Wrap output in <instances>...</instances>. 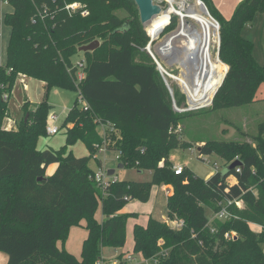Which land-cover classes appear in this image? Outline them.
Here are the masks:
<instances>
[{
    "label": "trees",
    "instance_id": "obj_1",
    "mask_svg": "<svg viewBox=\"0 0 264 264\" xmlns=\"http://www.w3.org/2000/svg\"><path fill=\"white\" fill-rule=\"evenodd\" d=\"M201 1L219 23V55L230 64L211 110L254 103L264 84V65L255 61L253 43L242 32L252 26L256 14L264 12V0H242L229 18L223 17L211 0ZM73 2L80 3L88 15L68 14L65 5ZM8 4L12 12L4 15L3 23L11 32L5 64L0 66V125L18 73L43 82L46 96L35 111L27 109L29 104L23 105L28 118L17 131L0 128V252L7 255V264H98L100 247L119 249L125 244L127 222L136 215L120 211L130 201L147 202L152 187L161 185L173 187L167 214L183 225L171 229L153 218L146 226L135 224L134 253L152 264H264V122L258 124L255 139L261 155L236 140L206 141L200 147L199 156L214 153L226 167L237 159L241 162L239 173L235 172L237 166L206 180L187 168L175 175L172 152L189 148L180 143L176 132L183 114L173 110L156 64L144 50L150 38L139 22L134 2L8 0ZM116 10L130 18L117 17ZM165 25L166 21L160 30ZM176 26L173 17L165 32ZM93 41L100 45L82 53L85 77L78 81L72 58L80 47ZM223 71L208 95V105ZM51 88L77 91L88 109L79 106L77 98L63 124L64 145L59 150H37L38 138L47 135L46 97ZM174 98L181 107L185 95L176 89ZM106 124L118 131L117 137L112 136L117 138L114 145L107 150L118 153L122 167L151 172L150 181H110L103 191L96 186L88 162L103 142L97 128ZM77 142L84 144L87 157L72 155L70 148ZM51 164L57 167L46 177ZM229 177L235 179L233 185L227 182ZM99 200L102 223L94 218ZM235 200L244 204L242 209L234 204L228 207L236 218L214 219L215 213ZM82 220L87 237L78 260L63 246L69 230ZM251 225L259 231H252ZM226 233L232 237L226 238ZM216 244L228 248L221 258L212 253L211 246Z\"/></svg>",
    "mask_w": 264,
    "mask_h": 264
},
{
    "label": "rangeland",
    "instance_id": "obj_2",
    "mask_svg": "<svg viewBox=\"0 0 264 264\" xmlns=\"http://www.w3.org/2000/svg\"><path fill=\"white\" fill-rule=\"evenodd\" d=\"M214 7L217 11L225 18H229L232 16L235 8L242 0H211ZM188 5L184 8V18L186 21H192L190 18H187V14H189L192 10H194L195 6L198 4L194 0H190L187 3ZM9 4H6L0 7V12L8 7ZM161 10H166L168 8V4L164 3L160 5ZM202 10V7L199 6ZM12 12V11H11ZM203 12V10H202ZM204 13V12H203ZM262 13L256 14L252 23L253 29L258 32V23L256 22L257 19L261 16ZM119 18L128 20L130 17L122 10H116L114 12ZM205 15V14H204ZM176 17L177 19V26L173 31L170 32H163L161 33L158 40L150 42L147 45H151L152 49L155 46H158L160 43L164 42L171 34L178 30L180 27V20L179 17L176 15H172L171 19ZM4 18V17H3ZM209 18V17H208ZM210 19V18H209ZM211 20V19H210ZM212 21V20H211ZM190 23H193L190 22ZM167 24V21H166ZM194 25V23H193ZM196 26V25H194ZM250 27V28H251ZM262 27V26H261ZM193 29V27H192ZM263 29V28H262ZM0 31L2 33L1 38V47H0V54L2 56L5 55V44L6 39L10 36V28L7 27L2 21L0 23ZM220 36V35H219ZM147 47V46H146ZM218 35L216 34L215 43L212 44L211 48V55L213 59L217 57V50H218ZM166 52V51H165ZM82 53H78L72 58L73 63H77L82 60ZM172 57L173 55L169 56L170 61L173 62ZM168 58V59H169ZM176 58V57H175ZM179 58V57H178ZM177 58V59H178ZM220 58V55H219ZM220 60L225 61L227 65L223 64L222 62L220 65L222 66L224 73L226 72V67L230 68V64L227 60L220 58ZM160 63L163 66H168V61H164L162 58H159ZM178 61V60H177ZM174 60V63H177L172 68L168 69L167 72L170 74L167 76L168 82L175 91L176 89L180 92V94L187 95L188 100L185 96V100L181 107L179 108H186L187 104L191 107L197 106H204L205 101L208 100V95L213 91L214 86L207 92L203 93L202 95H192L188 93L185 89L181 88L178 85V82L174 80L173 77H179L181 75V68L178 65V62ZM218 67V61H217ZM79 72V70L77 71ZM22 73H18L13 85V89L11 92V96L8 100V111L6 112L5 117L1 121L0 128L3 131H17L20 127V123L22 121H27L28 115L25 114L26 110L23 111V105H27V109L30 111H35L38 105L45 100L46 91L45 88L42 86V82L33 78H25V81L21 80ZM27 77V76H26ZM214 84V83H213ZM25 85L27 87H25ZM264 90V89H263ZM185 93V94H184ZM262 96H255V102L249 105L241 106V107H234V108H226L220 110H211L213 103L216 101L212 100L213 102L201 109L191 111L183 114L180 120L178 121V125L181 128L180 134V143L185 142L189 145V148L182 149L178 148L172 152L173 156V164L174 165H181L184 168L189 169L194 175L200 177L201 179H207L212 174H214L215 170L212 167V163L216 162L218 165V171L224 173L226 170L225 161L220 158L216 154L211 155H198L197 149L203 145L206 141H230L236 140L239 142H245L249 144L250 147L257 150L258 154L261 155L262 150H259V146L257 145V141H255L256 137L258 136V124L264 122V91H261ZM47 104L49 105V112L48 118L50 115H56L58 117V121L56 125L61 127V130L58 134L53 136L41 135L36 143L37 149L40 150L41 148L50 147L53 150H59L65 143V129L63 128V124L68 112L74 106L76 99L78 98V92L72 90H64L60 88H51L47 94ZM78 105L81 106L82 102L78 99ZM177 104V103H176ZM178 107V106H177ZM47 118V123L49 122ZM11 122H13L11 124ZM47 125V124H46ZM102 127L99 126L97 128V132L101 135L102 134ZM74 148H71V153L75 157H87L88 151L82 142H77L74 144ZM40 148V149H39ZM118 153L114 150H104L101 153H94L93 157L88 162V168L93 172L96 173L101 171L102 173H106L107 171L113 170L114 174L108 177L110 180H134V181H142L148 182L151 180V174L149 171H144L142 174H138V170L131 169L127 167L119 168V161L117 160ZM171 159V157H170ZM99 161L101 166L98 165ZM57 165L51 164L46 169V177L51 176ZM233 177H229L227 180L228 183H232L234 180ZM171 185H161L157 187H153L150 193V197L147 202H138V201H130L126 204V212H132L138 214V218H141V221L145 220L144 215L149 214L153 218L159 222L169 223L171 222L175 228L176 222L175 220L171 219L167 214V200L163 193L160 191H164L166 194V187ZM163 189V190H162ZM243 202L241 206L243 207ZM241 207V208H242ZM163 217L160 218V216ZM206 215L211 218V213L209 210H206ZM95 220L98 223H102L104 220L102 214V207L101 201H98V207L94 215ZM160 218V219H159ZM132 224L133 222H127V234L125 244L122 248L115 249L109 246L100 247L101 252V259L103 260L102 264H119V257H123L124 259L128 260V255L133 256V261L126 262L127 264H152L149 261L144 260L141 256L135 255L133 253V240H132ZM252 231L257 232L259 231V227L255 225L250 226ZM73 228V227H72ZM75 231L77 233L73 236L72 239V248L76 249L80 244V252L78 258L72 254L76 259H81V249L83 240L79 239L80 234L83 232L86 233L85 229V221L82 220L79 226H75ZM70 230L68 233L67 241L69 239ZM86 238V237H85ZM84 238V239H85ZM80 240V241H79ZM66 241V242H67ZM64 244H67V243ZM59 248L62 247V244L58 243ZM64 247V246H63ZM65 249V248H64ZM66 250V249H65ZM212 253H216V258H221V253L224 251V254L228 251V248L225 245H214L211 246ZM129 255V256H130ZM224 257V256H223ZM7 263V262H6Z\"/></svg>",
    "mask_w": 264,
    "mask_h": 264
},
{
    "label": "bare ground",
    "instance_id": "obj_3",
    "mask_svg": "<svg viewBox=\"0 0 264 264\" xmlns=\"http://www.w3.org/2000/svg\"><path fill=\"white\" fill-rule=\"evenodd\" d=\"M188 1L190 0L171 1L172 3L175 2L179 9L170 6L167 11L160 12L147 26V30L157 36L161 31L160 28L163 23L165 21L168 23L171 13H175L179 16L180 27H178L176 32L164 40L167 48L165 49L166 52H163V54L167 59L169 56L173 55L174 57H172L171 60H176L179 57L177 62L182 73L179 77H173L174 80L178 82V85L192 95H202L210 90L222 76L220 59L217 57L213 59L211 55L212 44H214L216 40L217 27L215 23L208 18L209 16L203 13L204 11L202 12L199 5L195 6L194 10L187 14V18H190L196 26L190 23L192 21H186L183 14L184 8H186L185 6L188 5ZM194 1L196 2V0ZM174 49H176L175 51L177 52H174ZM168 60H170V58ZM217 61L219 69L217 67ZM227 72L228 67H226V72L221 83L211 97V103L219 87L222 85ZM207 101L208 100L205 101L204 106L197 107L207 106Z\"/></svg>",
    "mask_w": 264,
    "mask_h": 264
},
{
    "label": "built area",
    "instance_id": "obj_4",
    "mask_svg": "<svg viewBox=\"0 0 264 264\" xmlns=\"http://www.w3.org/2000/svg\"><path fill=\"white\" fill-rule=\"evenodd\" d=\"M171 1H175V0H154V3L157 5H162L164 3L168 4V8L166 10H162V12H165L169 9L170 6H173V8L175 9H179L178 5L175 2H171ZM178 1V0H177ZM8 4V0H0V7ZM161 7V6H160ZM162 8V7H161ZM65 10L67 11L68 14H73L75 12H79L81 16H87L88 15V11L85 10L83 8V6L78 3V2H73V3H67L65 5ZM176 15L175 13H171L170 14V20L169 22L163 27V29L157 34V36H155L154 34L150 33L147 28L145 30L146 34L148 35V37L150 38V42L156 41L159 39L161 33H163L166 28L169 26L170 22H171V16L172 15ZM179 17V16H178ZM5 64V63H4ZM4 64L0 63V66H3ZM83 61H79L77 63H75V67L77 68V71L79 70V72L76 73V77L78 81H81L82 79H84L85 75L84 72L82 71L83 68ZM170 75L169 73L167 74V76ZM25 75H21V80L24 81L25 80ZM3 98L6 100L7 96L3 95ZM79 100H81L82 102V107L84 110L88 109V106L85 104L84 101H82L81 97H78ZM48 123L46 125V134L47 136H53L59 133L60 131V127L56 125L57 122V116L55 115H50L48 118ZM102 127V138H103V142L102 145L100 147L97 148V152L101 153L103 152L105 149L107 150L108 146L114 145L116 139L114 140V138L112 136H118V131L114 128L113 125L111 124H106L101 126ZM179 135L181 134V128L180 126L177 128L176 131ZM118 160V157H117ZM237 160V159H236ZM238 161V160H237ZM240 166V165H239ZM238 168L235 170L236 173L240 172V168ZM212 167L215 170V172H218V165L216 162L212 163ZM183 168L181 165H175L173 166V172L175 175H181L183 172ZM93 180L96 183V186L103 191L105 187H107V185L109 184L110 180L107 176L106 173H102L101 171H98L96 173H94L93 176ZM167 193V192H166ZM242 201L240 200H235V201H229L224 207H222L217 213L214 214V219H219L222 221L231 219V218H236V214H232L231 212H229L228 207H230L231 205H236V207L238 209H242L243 207L241 206ZM242 207V208H241ZM212 217V219H213ZM183 225L182 221H177L176 222V228H180ZM211 232H214V229H211ZM226 238H231L232 235L229 233L225 234ZM130 260V258H128ZM98 264H102V262L100 261Z\"/></svg>",
    "mask_w": 264,
    "mask_h": 264
},
{
    "label": "water",
    "instance_id": "obj_5",
    "mask_svg": "<svg viewBox=\"0 0 264 264\" xmlns=\"http://www.w3.org/2000/svg\"><path fill=\"white\" fill-rule=\"evenodd\" d=\"M137 8L138 11V15H139V22L142 25V27L144 28V30H146L147 26L154 20V18H156L160 12H162L161 8L159 5L154 3V0H132ZM197 4L199 6L202 7V10L204 11V13L209 16V18L215 23L216 27H217V34H218V50H217V58H219V49H220V36H219V23L210 15L206 5L201 1V0H196ZM165 42L160 43L158 46H155L153 49L151 47V45H147V47L144 48V50L146 51V53L153 59L154 63L156 64V69L157 71L160 73L161 78L170 94L171 97V101H172V108L175 112L177 113H186V112H191L194 110H198L201 109L203 107H191L189 105V103L187 104L186 108H179L177 107L175 98H174V90L171 87V85L168 82V78H167V70L172 68L174 65H176L177 63H174V61H170L167 59L166 56H164L163 52H165V49L167 48V46L165 45ZM100 43L98 41H93L92 43L82 46L78 49V52L80 53H86V52H92L94 50H96L99 47ZM176 49H174V52ZM159 58L163 59L164 61H168V66H163L162 63H160ZM177 61V59L175 60ZM185 94V93H184ZM187 100L188 97L185 94ZM211 105V104H210ZM197 152H200V147L197 149ZM241 164L240 161H234L233 163H231L227 168L226 171L223 173L225 174L226 172L234 169L235 167L239 166ZM119 168H122V165H119ZM107 176L110 177L114 174L113 170L107 171L106 172ZM41 180V179H39ZM167 225L172 229L174 227V225L169 222L167 223Z\"/></svg>",
    "mask_w": 264,
    "mask_h": 264
},
{
    "label": "crops",
    "instance_id": "obj_6",
    "mask_svg": "<svg viewBox=\"0 0 264 264\" xmlns=\"http://www.w3.org/2000/svg\"><path fill=\"white\" fill-rule=\"evenodd\" d=\"M9 8H5L4 10H2V12H0V23H1V21L3 22V17H4V15L5 14H7V13H10L11 11H12V7L9 5L8 6ZM257 23H258V25L260 26V27H258V32L257 31H255V29H253V27H249V28H247V29H245V30H243V32H242V35L246 38V39H248V40H250L252 43H253V52H252V55H253V57H254V59H255V61L259 64V65H264V26H263V23H264V12L261 14V16L257 19V21H256ZM262 26V27H261ZM263 28V29H262ZM9 37L10 36H8L7 37V39H6V44H5V48L7 47V44H8V41H9ZM1 38H2V33H1V31H0V47H1ZM1 52V51H0ZM5 60H6V50H5V55L4 56H2L1 54H0V63L1 64H4L5 63ZM26 76V75H25ZM21 78V77H20ZM25 78H29V77H25ZM25 81V80H24ZM42 86H43V88H44V86H45V84L42 82ZM25 87H27L26 85H25ZM264 84H262L260 87H259V89H258V91H257V93H256V95H258V96H262L263 95V93L261 94V91L263 92L264 90ZM56 116V115H55ZM57 121H58V117H57ZM13 122H11V124H12ZM57 123V122H56ZM58 126V125H57ZM60 127V126H59ZM61 128V127H60ZM75 146H72L71 148H74ZM46 148H50V147H46ZM46 148H39L40 150H43V149H46ZM71 148H70V151H71ZM52 149V148H51ZM38 150V149H37ZM171 161H172V163H173V156H171V159H170ZM237 161V160H236ZM234 162V161H233ZM232 162V163H233ZM173 166H175L174 164H173ZM226 171V170H225ZM219 172V171H218ZM143 172H140V171H138V174H142ZM150 174H151V172H149ZM214 173H216V172H214ZM213 175V174H212ZM211 175V176H212ZM210 176V177H211ZM208 179V178H207ZM234 181L230 184V185H233L236 181H235V179L234 178H232ZM110 180V179H109ZM206 180V179H205ZM110 181H116V179L115 180H110ZM128 181H134V180H128ZM228 181V180H227ZM137 182H142V181H137ZM154 187H157V186H154ZM152 189H153V187H152ZM163 190V189H162ZM161 193H163L164 194V196H165V198H166V200L168 199V197L169 196H171L172 194H173V187L172 186H168V188L166 187V194L164 193V191H160ZM126 207V206H125ZM120 214H135V213H132V212H126V209L125 208H123L121 211H120ZM136 215V217H134V218H130L129 220H128V222L129 221H131V222H133V224H132V227L135 225V224H139V225H141V226H146V224H147V222H148V220H149V218L150 217H152L151 215H149V214H146V215H144V217H145V220L144 221H141V218L139 219L138 218V214H135ZM161 217H163V215H161L160 216V218ZM159 218V219H160ZM258 227V226H257ZM133 230V229H132ZM77 233V231H75V228L73 227V228H71L70 229V234H69V239H68V241L66 242L67 244H64V248L69 252V253H72V254H74L77 258H78V256H79V252H80V244L78 245V247L76 248V249H74V248H72V237L73 236H75V234ZM126 234H127V226H126ZM131 236H132V240H133V233L131 234ZM85 237H87L86 236V233H82V234H80V236H79V239L82 241H84L86 238ZM85 238V239H84ZM79 240V241H80ZM134 245V244H133ZM134 253V252H133ZM135 255H139V256H141L140 254H136V253H134ZM130 255V254H129ZM127 256L128 258H130V260L128 259V260H126V258L124 259L123 257H119L118 258V260H119V264H127L126 262H131V261H133V256L132 255H130V256ZM142 257V256H141ZM143 258V257H142ZM7 259H8V257H7V255L5 254V253H3V252H0V264H7L6 262H7ZM144 259V258H143ZM145 260V259H144ZM101 261H102V263H103V260L101 259ZM146 261H149V260H146ZM150 262V261H149ZM151 263V262H150Z\"/></svg>",
    "mask_w": 264,
    "mask_h": 264
}]
</instances>
